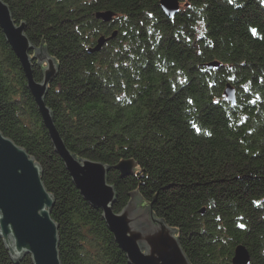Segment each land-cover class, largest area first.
Here are the masks:
<instances>
[{
  "label": "trees",
  "instance_id": "trees-1",
  "mask_svg": "<svg viewBox=\"0 0 264 264\" xmlns=\"http://www.w3.org/2000/svg\"><path fill=\"white\" fill-rule=\"evenodd\" d=\"M2 1L25 23L30 55L57 63L45 104L71 154L108 167L113 210L138 194L190 264H232L238 244L264 264V0H180L172 18L160 0ZM107 10L110 22L96 18ZM43 66L32 60L37 81ZM0 131L41 168L61 263L129 264L54 151L1 29ZM123 159L137 164L127 177L114 168ZM0 264L32 261L13 262L0 237Z\"/></svg>",
  "mask_w": 264,
  "mask_h": 264
},
{
  "label": "water",
  "instance_id": "water-1",
  "mask_svg": "<svg viewBox=\"0 0 264 264\" xmlns=\"http://www.w3.org/2000/svg\"><path fill=\"white\" fill-rule=\"evenodd\" d=\"M160 8L172 18L180 8V0H160ZM113 11H100L96 18L110 22ZM0 29L6 42L19 60L30 91L37 105L42 123L48 132L54 151L62 159L65 169L82 198L93 208L102 211V218L113 234L118 247L129 264H190L182 250L177 231L157 218L150 207H142L138 194L120 211L112 208L116 193L108 183V167L98 161L79 159L66 148L57 131L44 97L57 74V63L43 50L31 56L33 46L25 35V23L13 19L9 7L0 0ZM101 36L88 53L98 52L115 36ZM42 65V79L33 77L32 60ZM209 69L221 66L219 61L205 65ZM224 95L235 103V91L227 85ZM137 164L133 159L120 160L114 168L121 177L132 175ZM41 168L26 150L0 131V237L11 260L17 263L29 255L32 264H62L58 252V225L51 218L54 205L51 193L41 180ZM250 253L244 244L234 249L232 264H249Z\"/></svg>",
  "mask_w": 264,
  "mask_h": 264
},
{
  "label": "snow or ice",
  "instance_id": "snow-or-ice-1",
  "mask_svg": "<svg viewBox=\"0 0 264 264\" xmlns=\"http://www.w3.org/2000/svg\"><path fill=\"white\" fill-rule=\"evenodd\" d=\"M229 2H232V0H229ZM252 31H253V33H255V31H256V30H255V29H253Z\"/></svg>",
  "mask_w": 264,
  "mask_h": 264
},
{
  "label": "bare ground",
  "instance_id": "bare-ground-1",
  "mask_svg": "<svg viewBox=\"0 0 264 264\" xmlns=\"http://www.w3.org/2000/svg\"><path fill=\"white\" fill-rule=\"evenodd\" d=\"M100 37H101V36H100ZM100 37H99V38H100ZM99 38H98V39H99ZM98 39H97V40H98ZM96 42H97V41H96ZM107 42H108V41H107ZM95 44H96V43H95ZM94 46H95V45H94ZM92 47H93V46H92ZM226 99H227V98H226ZM235 100H236V99H235Z\"/></svg>",
  "mask_w": 264,
  "mask_h": 264
}]
</instances>
